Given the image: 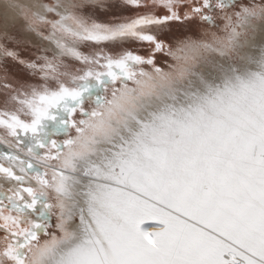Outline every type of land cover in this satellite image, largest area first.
Instances as JSON below:
<instances>
[{
    "label": "snow or ice",
    "instance_id": "6c2138e0",
    "mask_svg": "<svg viewBox=\"0 0 264 264\" xmlns=\"http://www.w3.org/2000/svg\"><path fill=\"white\" fill-rule=\"evenodd\" d=\"M120 3L0 0V264H264V0Z\"/></svg>",
    "mask_w": 264,
    "mask_h": 264
},
{
    "label": "rangeland",
    "instance_id": "374dc122",
    "mask_svg": "<svg viewBox=\"0 0 264 264\" xmlns=\"http://www.w3.org/2000/svg\"><path fill=\"white\" fill-rule=\"evenodd\" d=\"M107 3L111 4L112 7L107 11L102 10H96L94 13L92 9H86V12L88 14H92L94 19H97L100 22H111L113 15L115 16H131L134 15V12L132 10H129L127 8H124L120 0H107ZM9 31H13V26L9 23L7 25ZM5 29L3 18L0 16V32H3ZM196 28L194 25L189 24H173L170 26V30H168L166 33H164L161 38L166 39L169 43H175L176 40L184 39L186 36L195 35ZM0 42H3L2 39H0ZM42 43V42H41ZM40 41H32L29 39L28 42H25L24 44L20 45L19 51L22 57L28 59V58H34V56L37 54L38 50L34 45L41 44ZM112 51H119V46L113 47L111 45L107 46ZM123 47L131 48L133 50H138L139 54L146 55L147 49L146 47H141L134 43H129L123 45ZM85 52H89L90 49L88 47H84L82 49ZM164 59H166L162 54H157V64L161 67H164ZM75 67H78L79 65H76L75 62L70 61ZM6 67L8 74L13 77L22 78L24 80H28L30 82L39 83V81L35 77H30L27 75V73L24 71L22 66L18 64H14L11 61L6 62ZM4 74V68L0 67V75ZM3 105L0 104V107ZM55 222L53 218V223Z\"/></svg>",
    "mask_w": 264,
    "mask_h": 264
},
{
    "label": "bare ground",
    "instance_id": "6f19581e",
    "mask_svg": "<svg viewBox=\"0 0 264 264\" xmlns=\"http://www.w3.org/2000/svg\"><path fill=\"white\" fill-rule=\"evenodd\" d=\"M0 16L3 18L4 25H5L4 12H3V9H2V8H0ZM30 40H32V41H37V42H38L39 39L36 38V37H31ZM39 41H40V40H39ZM40 43H41V41H40ZM0 183H2V181H0Z\"/></svg>",
    "mask_w": 264,
    "mask_h": 264
}]
</instances>
